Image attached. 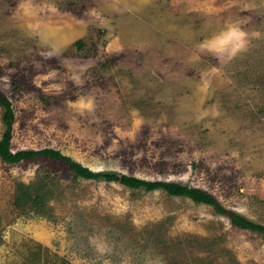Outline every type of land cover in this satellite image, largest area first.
<instances>
[{"label": "rangeland", "instance_id": "obj_1", "mask_svg": "<svg viewBox=\"0 0 264 264\" xmlns=\"http://www.w3.org/2000/svg\"><path fill=\"white\" fill-rule=\"evenodd\" d=\"M0 92L11 152L117 176L0 157V264H264L263 232L131 180L264 226V0H0Z\"/></svg>", "mask_w": 264, "mask_h": 264}, {"label": "trees", "instance_id": "obj_2", "mask_svg": "<svg viewBox=\"0 0 264 264\" xmlns=\"http://www.w3.org/2000/svg\"><path fill=\"white\" fill-rule=\"evenodd\" d=\"M81 40L76 41V45L80 43ZM6 102L5 96L0 92V103ZM9 115L12 116L11 111ZM10 124L6 127L4 132V138L0 140V157L4 159L6 162L14 163L18 162L22 159H30L38 155H47L51 158L62 159L65 161H69L68 163L70 168L75 172L76 176L86 178V179H105V180H115L116 175L111 173H104L101 171H93L90 168L81 165L76 161H71L69 158L64 157L59 151L51 148H43L40 150H27L21 149L15 152H11L10 149ZM127 178L126 176H123ZM136 182L138 186L143 189L151 190L155 188H163L169 189L172 194L174 195H183L187 196L192 199L194 202L197 203H204L212 205L215 211L222 213L230 218V221L237 227L241 229H250L258 232L264 233V226L255 224L254 222L250 221L245 216L233 212L229 209L224 208L221 206L209 193L204 191L200 187L190 186L185 183L181 182H165V181H144L140 179L133 178L131 179ZM42 185L41 181L34 183L33 185H25V184H18L17 185V194L15 197L16 206L18 207H25L26 205L34 206L35 203L40 202L41 200L44 202L46 199L49 198L51 195V190L48 186ZM42 190V192H40ZM44 192V193H43ZM43 193V195H40Z\"/></svg>", "mask_w": 264, "mask_h": 264}]
</instances>
